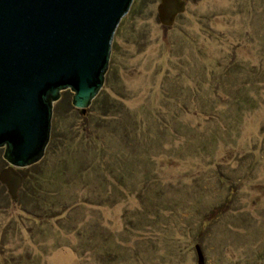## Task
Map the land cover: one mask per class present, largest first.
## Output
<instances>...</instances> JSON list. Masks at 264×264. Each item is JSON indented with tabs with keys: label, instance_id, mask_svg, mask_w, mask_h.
Instances as JSON below:
<instances>
[{
	"label": "rangeland",
	"instance_id": "obj_1",
	"mask_svg": "<svg viewBox=\"0 0 264 264\" xmlns=\"http://www.w3.org/2000/svg\"><path fill=\"white\" fill-rule=\"evenodd\" d=\"M185 1L132 0L91 107L52 103L0 264H264V0Z\"/></svg>",
	"mask_w": 264,
	"mask_h": 264
},
{
	"label": "water",
	"instance_id": "obj_2",
	"mask_svg": "<svg viewBox=\"0 0 264 264\" xmlns=\"http://www.w3.org/2000/svg\"><path fill=\"white\" fill-rule=\"evenodd\" d=\"M132 0H0V145L3 183L16 198L18 170L42 157L53 125L52 103L70 88L85 111L98 95L112 57V37ZM185 0H159L171 25ZM197 264H204L196 245Z\"/></svg>",
	"mask_w": 264,
	"mask_h": 264
},
{
	"label": "trees",
	"instance_id": "obj_3",
	"mask_svg": "<svg viewBox=\"0 0 264 264\" xmlns=\"http://www.w3.org/2000/svg\"><path fill=\"white\" fill-rule=\"evenodd\" d=\"M107 70V69H106ZM235 93V92H234ZM234 93H230V95L229 96H231L232 94H234ZM80 109V108H79ZM81 110V109H80ZM82 111V110H81ZM33 165V163L32 164H30V165H28V166H26V168L27 167H29V166H32ZM21 172V171H20ZM22 174V176H23V181H22V184H21V187L19 188L20 190H22V191H28V189H27V187H28V184L31 182V180H30V175H28L27 173L25 174H23V173H21ZM233 190H234V188H232V187H229V191L227 192V194H226V196H225V198H224V201L221 203V204H224V202L226 201H229L230 202V200H231V196H232V193H233Z\"/></svg>",
	"mask_w": 264,
	"mask_h": 264
}]
</instances>
